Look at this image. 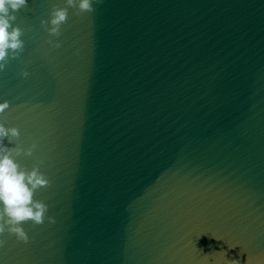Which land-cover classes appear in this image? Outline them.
<instances>
[{
    "label": "water",
    "instance_id": "obj_1",
    "mask_svg": "<svg viewBox=\"0 0 264 264\" xmlns=\"http://www.w3.org/2000/svg\"><path fill=\"white\" fill-rule=\"evenodd\" d=\"M55 6L16 11L0 72L55 222L0 233L3 264H264V0H102L58 36Z\"/></svg>",
    "mask_w": 264,
    "mask_h": 264
},
{
    "label": "clouds",
    "instance_id": "obj_2",
    "mask_svg": "<svg viewBox=\"0 0 264 264\" xmlns=\"http://www.w3.org/2000/svg\"><path fill=\"white\" fill-rule=\"evenodd\" d=\"M94 2L99 3L102 0H65V6L53 7L49 19H41V24L49 34L58 36L61 25L68 18L69 6L77 9V12H90L94 8ZM27 3L28 0H0V72L5 70L9 55L19 54L17 51L10 53L9 49L23 50V29L15 21L16 11ZM54 43L59 46L60 41L56 40ZM21 75L27 77L28 70L24 69ZM9 106V100L0 96V115ZM9 133L11 137L19 136L20 129L15 125L8 127L3 119H0V233L8 231L14 233L19 240L27 241L29 235L21 221L31 218L34 223L40 224L47 218L49 222H55V216L46 215L49 205L43 200L33 198L35 189L48 185L50 180L44 172L39 171L38 166L26 170L19 165L12 154L13 149L5 143V137H9ZM34 146L33 144L32 147ZM15 151L19 152L21 149L16 148ZM26 151L30 153L32 148ZM2 244L3 240H0V245ZM0 264H3L2 260ZM216 264H239V261L218 259Z\"/></svg>",
    "mask_w": 264,
    "mask_h": 264
}]
</instances>
